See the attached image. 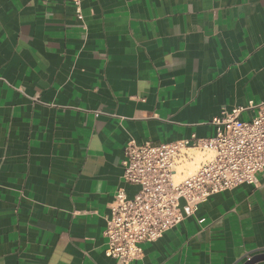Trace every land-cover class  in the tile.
<instances>
[{
	"label": "crops",
	"instance_id": "crops-1",
	"mask_svg": "<svg viewBox=\"0 0 264 264\" xmlns=\"http://www.w3.org/2000/svg\"><path fill=\"white\" fill-rule=\"evenodd\" d=\"M80 8L82 21L68 0H0V264H117L103 232L116 191L138 189L122 180L127 142L209 138L223 111L264 104V0ZM188 155L184 176L200 160ZM262 254L264 172L209 197L131 264Z\"/></svg>",
	"mask_w": 264,
	"mask_h": 264
},
{
	"label": "built area",
	"instance_id": "built-area-1",
	"mask_svg": "<svg viewBox=\"0 0 264 264\" xmlns=\"http://www.w3.org/2000/svg\"><path fill=\"white\" fill-rule=\"evenodd\" d=\"M68 1L82 21L81 0ZM250 111L255 114L241 119ZM211 123L215 134L209 138L192 135L170 143L127 142L122 180L138 189L132 197L123 188L114 194L103 232L107 258L117 264L140 260L145 244L194 216L212 195L256 183V176L264 172V104L250 101L223 111ZM189 150L200 154V160L184 176L177 169L191 161Z\"/></svg>",
	"mask_w": 264,
	"mask_h": 264
},
{
	"label": "water",
	"instance_id": "water-1",
	"mask_svg": "<svg viewBox=\"0 0 264 264\" xmlns=\"http://www.w3.org/2000/svg\"><path fill=\"white\" fill-rule=\"evenodd\" d=\"M261 261H264V254L255 256V257L251 258L249 261H247L244 264H257V263H259Z\"/></svg>",
	"mask_w": 264,
	"mask_h": 264
}]
</instances>
